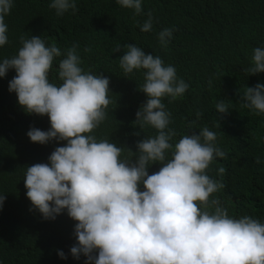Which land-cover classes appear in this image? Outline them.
Returning a JSON list of instances; mask_svg holds the SVG:
<instances>
[{"label": "clouds", "instance_id": "obj_1", "mask_svg": "<svg viewBox=\"0 0 264 264\" xmlns=\"http://www.w3.org/2000/svg\"><path fill=\"white\" fill-rule=\"evenodd\" d=\"M116 3L136 15L143 11L142 0ZM12 7L13 0H0V46L8 42L5 16ZM49 7L62 16L75 11L76 3L51 0ZM147 16L141 32L152 30L151 12ZM174 30L158 33L162 46H167ZM20 43L16 55L0 60V77L15 70L9 92H15L27 114L46 115L50 124L47 131L31 127L26 135L42 145L65 142L51 152L47 163L25 167L26 197L43 219L55 220L66 211L76 222V243L69 249L73 258L83 255L85 264H264V223L247 215L232 218L219 200L209 201L224 187L207 174L215 158L226 156L214 143L216 133L204 127L171 142L176 132L168 127L171 113L162 98L172 102L189 88L177 78L174 66L135 44L123 46L126 51L119 67L125 76L144 70L139 91L147 99L134 122L140 131L148 126L157 131L154 137L139 140L133 152L91 134L107 117L110 81L82 69L76 45L62 54L55 44L46 46L40 36L22 35ZM62 55L57 85L50 82L49 73L55 58ZM238 78L250 83L241 95L244 109L234 112L241 118L235 116L236 124L264 114V48L253 49L251 62ZM215 107L220 114L228 112L223 100ZM201 115L196 113L197 118ZM125 149L130 156L122 159ZM153 164L161 166L149 174ZM224 171L219 168V173ZM4 200L0 194V206ZM201 205L215 206L214 211L202 210ZM58 255L67 258L63 251Z\"/></svg>", "mask_w": 264, "mask_h": 264}, {"label": "trees", "instance_id": "obj_2", "mask_svg": "<svg viewBox=\"0 0 264 264\" xmlns=\"http://www.w3.org/2000/svg\"><path fill=\"white\" fill-rule=\"evenodd\" d=\"M50 3L13 0L5 16L8 42L0 46V60L17 54L22 35L40 36L46 46L55 44L62 54L76 45L82 69L110 81L112 103L106 109L107 117L91 134L135 152L139 140L154 137L157 131L150 126L140 131L134 122L135 113L147 99L139 91L144 70L125 76L119 58L126 44L161 57L165 65L175 67L177 78L189 85L183 96L172 102L169 97L162 98L171 113L168 127L176 132L171 142L204 127L217 138L224 133L214 143L226 156L215 158L207 169V174L224 187L209 201L219 200L232 218L247 215L264 223V114L236 124V117L241 118L234 113L244 109L241 95L250 83L238 78L241 69L251 62L254 48H264V0H142L140 15L122 8L116 0H75V11L57 16ZM149 12L152 30L141 32ZM164 28L175 29L167 46L158 40ZM62 58H55L49 73L50 82L57 85L61 83L57 69ZM15 74L9 69L0 77V194L5 196L0 206V264H85L83 255L75 259L69 251L76 243V222L66 211L55 220H45L26 197L25 167L47 163L51 152L65 142H30L26 133L31 127L47 131L50 124L46 115L27 114L15 92H9L8 84ZM222 100L228 106L226 114L218 113L215 107ZM137 132L140 135H135ZM129 156L125 149L121 158ZM160 166L151 165L149 174ZM221 167L223 173H219ZM214 207L201 205L209 212ZM59 251L67 258L61 259Z\"/></svg>", "mask_w": 264, "mask_h": 264}]
</instances>
